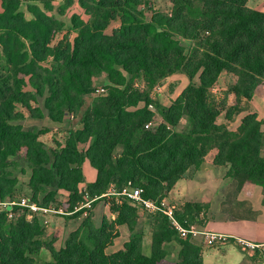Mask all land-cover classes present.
Segmentation results:
<instances>
[{
    "label": "trees",
    "instance_id": "1",
    "mask_svg": "<svg viewBox=\"0 0 264 264\" xmlns=\"http://www.w3.org/2000/svg\"><path fill=\"white\" fill-rule=\"evenodd\" d=\"M149 1L79 0L89 19L74 14L76 36L51 45L63 23L48 14L50 0H1L0 198L18 196L14 170L22 155L30 170L31 201L49 205L58 192L67 193L72 209L86 199L85 189L95 198L92 205L110 196L111 216H103L99 225L86 217L57 248L56 237L43 240L40 216L27 220L14 206L9 218L8 208L0 207V264H34L43 248L50 254L43 264H203L196 237L180 236L162 213L109 191L141 187L145 198H164L176 181L206 161L226 168L230 182L219 209L231 220L257 217L249 200L238 197L250 196L255 186L261 187L264 206L262 121L241 102L264 94V11L249 7L248 0H168L167 8L159 9ZM23 2L29 3L31 18ZM111 22L118 26L108 33ZM178 37L192 42L190 53ZM176 73L187 77V85L164 106L151 91ZM220 76L228 77L231 105L211 93ZM100 79L104 91L96 93ZM38 96L50 121L70 117L59 150L46 148L39 138L43 130L22 124L18 105L31 118L45 115L32 106ZM243 111L231 129L229 122ZM156 113L160 122L154 124ZM220 116L227 122L218 123ZM85 161L96 171L88 182ZM206 204L185 202L175 214L196 223ZM143 213L151 228L148 253L138 230ZM123 226L128 240L107 253ZM175 246L176 259L168 262Z\"/></svg>",
    "mask_w": 264,
    "mask_h": 264
},
{
    "label": "rangeland",
    "instance_id": "2",
    "mask_svg": "<svg viewBox=\"0 0 264 264\" xmlns=\"http://www.w3.org/2000/svg\"><path fill=\"white\" fill-rule=\"evenodd\" d=\"M68 0H50L52 4V10L48 12L50 16H54L56 19H58L60 22L63 23V27L58 30L55 35L52 38L51 45H55L60 40L67 37L69 40H73V38L76 36V31L72 27V16L74 14L80 15L83 20H88L89 16L85 13V11L81 8L79 0H69L70 3L68 6L64 7ZM257 0H252V2H255ZM151 6L155 9L159 8H167V2L168 0H150ZM28 2H23L21 7L25 11L26 16L28 18H31V14L28 12ZM32 4L37 5L41 9H43V5L39 2H33ZM251 6L254 4L250 3ZM1 7V0H0V10ZM118 26V23L111 22L106 31L108 33L111 32V30ZM180 42L185 48L186 53H190L193 44L190 40L178 37ZM46 65V63H44ZM188 79L185 75L176 73L171 76H169L167 79L163 81L161 85L155 86L151 91V96L156 101L160 102L164 106H168L170 102L175 99L182 89L187 85ZM228 77L220 76L216 85L213 86L211 93L213 96L218 100H224L227 105H231L233 101V97L230 96L227 89ZM136 86H141V81H137ZM97 88L103 87L104 88V80L100 79L98 84L96 85ZM27 90H31V87L28 84L27 81ZM257 99V98H256ZM258 100V99H257ZM241 102H244V104H249L250 108L254 111V108H256L257 104L252 103L249 101H245L244 99L241 100ZM33 107H38L43 110L45 115L42 118H31L29 115L18 105L17 110L24 113V120L22 121V124L25 127H36L39 130H43L44 132L40 135V140L43 142V144L46 146V148L51 149H61L63 145L64 138L67 134V130L69 129V116L66 115L65 118L61 123H55L49 120L46 110L43 107V97L38 96L37 97V103H32ZM244 113H239L238 115L234 116L233 121L230 122V127L235 128L240 124V118ZM219 120L222 121L223 116L219 117ZM160 122V116L158 113L155 115L154 124H157ZM185 123V122H184ZM183 124L180 125L182 127ZM179 127V128H180ZM17 161H19V166L17 169L14 170V175L18 178V190L19 194L18 196H15L14 199H18L20 197H27L29 198V189L27 187V182L30 178V170L26 166V159L20 155L17 158ZM202 165V164H201ZM200 165V166H201ZM199 166V167H200ZM23 168V171L21 169ZM83 173L85 175V180L88 182L92 180L95 176V170L90 166L88 161H85L82 165ZM45 190H51L54 189L51 186H44ZM85 197V196H84ZM111 201V198H107L106 200H99L95 202L93 205H91L90 208H88L87 215H55V216H48L43 217L40 216L43 220L44 227H45V234L43 236V240H48L50 238L56 237L57 241L55 242V246L59 248V244H63L65 238L67 235L77 229L83 219L86 217H90L92 221L99 225L101 222V219L103 216H111L110 209H109V203ZM167 201L171 202L170 199H167ZM173 203V202H171ZM218 203V202H217ZM221 203V202H220ZM219 203V205H220ZM49 205L59 206L63 209L68 208V195L67 193H59L57 198L53 200V202ZM176 206V205H175ZM176 209V208H175ZM215 213V212H214ZM217 213V212H216ZM144 218H141L139 221L138 230L143 231L144 236V246H143V252L149 245V234H150V225L149 221L147 219L148 213H143ZM211 214V213H210ZM119 236L116 237V239L113 241L114 243L109 246L106 249L107 253H111L114 251H117L118 249H121L123 246V242L125 239H128L129 237V231L127 228L119 227ZM176 252L177 247L172 249L171 254L167 257L168 262H174L176 259ZM35 262L34 264H43L44 261L50 260V254L46 249H42L37 256H34Z\"/></svg>",
    "mask_w": 264,
    "mask_h": 264
},
{
    "label": "crops",
    "instance_id": "3",
    "mask_svg": "<svg viewBox=\"0 0 264 264\" xmlns=\"http://www.w3.org/2000/svg\"><path fill=\"white\" fill-rule=\"evenodd\" d=\"M250 3L254 5L251 6ZM247 5L251 8L264 11V0H257L255 2L248 0ZM1 11L2 9L0 12ZM230 96L233 97L231 94ZM250 102L252 105L253 103L257 104L254 111L252 109L251 111L255 112L258 119L262 121L261 129L264 131V94L262 97H253ZM242 113L244 114L241 118L246 112L243 111ZM217 121L218 123L227 122L225 119L220 121L219 117L217 118ZM225 172V167L214 166L210 161H206L200 167L190 169L185 176L176 181L165 198L170 199V201L176 205V208L181 207L185 202L207 203L199 213V221L196 222L197 226L201 229L223 232L244 237L249 240L263 242L264 206L261 204V187L255 186L252 189L250 196H246L245 192H241L238 196L239 199L249 200L253 210L257 212V217L254 220H231L227 214L221 212L219 209V203L222 201L223 193L230 182V178L224 176ZM196 238L201 243V257L203 264H264V258L248 256L231 242L220 243L215 246H207L202 243L200 237ZM127 240L128 239H125L124 242ZM62 245L63 244H59V247ZM144 253H148V247L145 249Z\"/></svg>",
    "mask_w": 264,
    "mask_h": 264
},
{
    "label": "built area",
    "instance_id": "4",
    "mask_svg": "<svg viewBox=\"0 0 264 264\" xmlns=\"http://www.w3.org/2000/svg\"><path fill=\"white\" fill-rule=\"evenodd\" d=\"M102 91H104L103 87L96 88V93H100ZM83 191L86 199L78 202L72 209H63L62 207L54 205H39L27 197H20L18 199L0 198V207L8 208L7 215L11 218L15 213L12 208L17 206L21 210L25 211L27 220H31L34 215L42 216V218L55 215H73L81 210L82 212L80 215L85 216L87 215L88 208L91 207L95 198H90L85 189ZM109 193L127 196L147 210L162 213L168 219L171 227L182 237H200L202 243L207 246H215L220 243L231 242L239 247L242 252L248 256L264 258V241H253L244 237L226 234L223 232L201 229L195 222H190L187 218L181 221L175 214V205L167 201L165 197L160 199L145 198L142 195L143 189L141 187L130 188L129 186L123 187L119 192H116L112 187Z\"/></svg>",
    "mask_w": 264,
    "mask_h": 264
}]
</instances>
